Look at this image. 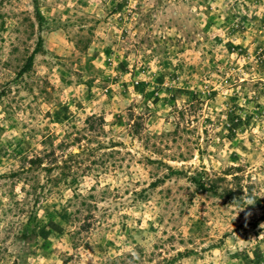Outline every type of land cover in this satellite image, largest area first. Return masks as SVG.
Instances as JSON below:
<instances>
[{"label": "rangeland", "instance_id": "374dc122", "mask_svg": "<svg viewBox=\"0 0 264 264\" xmlns=\"http://www.w3.org/2000/svg\"><path fill=\"white\" fill-rule=\"evenodd\" d=\"M0 264H264V0H0Z\"/></svg>", "mask_w": 264, "mask_h": 264}, {"label": "trees", "instance_id": "16d2710c", "mask_svg": "<svg viewBox=\"0 0 264 264\" xmlns=\"http://www.w3.org/2000/svg\"><path fill=\"white\" fill-rule=\"evenodd\" d=\"M204 27H205V25H204ZM40 48H41L40 41H38V44L36 45V47L34 48V50L32 51V53L26 58V61L24 63V66L21 69L19 75H22L23 73H25V72H27V71L30 70V68L32 66V62H33V57H34V55L36 53H38L41 50ZM91 121H97L98 122V125H99V128L102 130L103 119L100 118V117H93L92 116V117H88L85 120V122H84L86 124V126H87V131H94L95 132L93 122H91ZM129 129H130V132H132V134L136 135V134H138L140 132V125L137 122H133L129 126ZM49 153H44L43 157H35L34 159H30L29 162L30 163H34L35 165L36 164H40L45 157H48L49 156ZM50 154H51V156H53L54 155L53 151ZM54 158H51V159H54ZM171 172H173V171H171ZM173 173L174 174H178L176 172H173ZM17 176H19V175H17ZM90 226H91V223H88V224L85 225L86 228H89Z\"/></svg>", "mask_w": 264, "mask_h": 264}]
</instances>
